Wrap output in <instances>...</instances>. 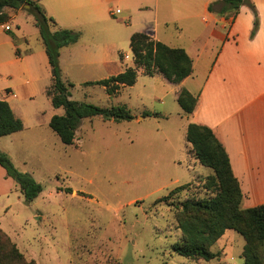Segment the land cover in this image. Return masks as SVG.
Here are the masks:
<instances>
[{"label":"rangeland","instance_id":"obj_1","mask_svg":"<svg viewBox=\"0 0 264 264\" xmlns=\"http://www.w3.org/2000/svg\"><path fill=\"white\" fill-rule=\"evenodd\" d=\"M27 38V43L17 42L19 47L41 46L37 34ZM118 60L120 66L131 65L127 42ZM66 72L72 78V99L105 107L127 104L133 118H83L74 143L66 145L43 122L48 113L44 100L39 105L42 118L25 116L22 130L0 136V151L42 186L25 202L16 183H4L0 176V183L10 188L0 194V229L27 260L38 264H204L177 254L172 246L182 240L178 203L215 195L206 186L213 170L196 159L182 128L188 115L172 102L170 92L165 95L169 85L162 83L164 77L141 74L137 86L123 88L108 105L105 88L85 85L82 79L89 76ZM142 93L149 101L155 94L160 99L155 107L169 115L136 120ZM67 187L71 190L65 191ZM242 193L241 208L262 204L264 182L244 183ZM243 245L239 233L226 229L210 246L218 254L210 264H243ZM258 252L264 264V246Z\"/></svg>","mask_w":264,"mask_h":264},{"label":"crops","instance_id":"obj_2","mask_svg":"<svg viewBox=\"0 0 264 264\" xmlns=\"http://www.w3.org/2000/svg\"><path fill=\"white\" fill-rule=\"evenodd\" d=\"M36 1L54 20L52 29L80 32L77 42L60 49L59 65L67 82L72 81L67 70L71 75L89 76L82 82L123 71L127 66H120L118 55L135 32H148L155 40L183 48L192 59V73L177 84L163 76L162 83H168L165 95L170 92L173 103L180 88L197 96L193 112L184 120V134L189 122L209 127L226 151L241 191L249 181L264 182V0H251L258 18L252 37L254 15L246 5L234 17H226L208 10L214 0ZM25 9L11 12L10 30L0 25V98L22 122L28 115L42 118L39 105L45 100L48 113L43 122H48L52 115L62 114V107H53L46 94L51 68L34 18ZM115 9L119 12L112 14ZM13 27L17 30L12 35ZM31 34H37L41 46L19 47L17 42L27 43ZM141 74L146 75L139 68L135 83L120 87L115 95L104 90L107 104L116 101L123 88L137 86ZM138 97L141 113L136 120L143 119L144 110L158 114L152 117L169 115L155 107L154 101L160 100L155 94L150 101L144 93ZM0 176L4 183L13 181L1 166ZM8 190L0 183V194ZM199 261L211 263V259Z\"/></svg>","mask_w":264,"mask_h":264},{"label":"trees","instance_id":"obj_3","mask_svg":"<svg viewBox=\"0 0 264 264\" xmlns=\"http://www.w3.org/2000/svg\"><path fill=\"white\" fill-rule=\"evenodd\" d=\"M24 5L28 6L25 10L34 18V25L38 29L51 68V84L46 89V94L53 107L63 108L62 114H54L48 121V126L60 141L66 145L73 144L76 130L83 118L99 116L104 121L114 122L131 120L133 115L125 105L105 107L70 97L69 87L73 84L62 78L59 54L62 47L78 41L79 31L68 28L52 29L54 20L45 14L36 0H0V25L7 24L11 20V12ZM242 5L248 6L254 15L250 33L252 37L258 27V18L251 0H214L208 4V10L218 15L234 17ZM129 48L133 56L132 66H127L115 75L85 81L84 84L103 86L106 93L112 96L119 92L120 87L135 83L139 68L146 75L159 73L169 82L176 84L192 73V59L183 48L171 47L155 40L148 32L133 33L130 36ZM176 101L181 110L189 116L196 106L197 96L185 88H180ZM147 116L158 114L144 110L142 117ZM23 127L22 120L14 114L8 102L0 98V136L18 132ZM185 136L198 162L213 170V174L207 177L206 186L212 188L215 195L178 203L181 205L178 227L182 240L173 244L172 249L183 257L210 260L218 256L217 252L210 250V246L226 229H232L244 239L241 252L243 264H263L258 248L264 246V203L241 208L243 194L239 182L232 173L226 151L209 127L189 122ZM0 166L4 169L5 176L16 183L25 202L32 201L41 192L42 186L32 175L17 169L2 151ZM70 190L69 187L65 188V191ZM168 195L159 200L167 199ZM0 264L38 263L33 259L27 260L9 235L0 229Z\"/></svg>","mask_w":264,"mask_h":264},{"label":"built area","instance_id":"obj_4","mask_svg":"<svg viewBox=\"0 0 264 264\" xmlns=\"http://www.w3.org/2000/svg\"><path fill=\"white\" fill-rule=\"evenodd\" d=\"M111 11H112V14H115V13H118L119 12V9H115L114 12H113V10H111ZM4 29L5 30H10V26L8 24H5L4 25Z\"/></svg>","mask_w":264,"mask_h":264},{"label":"water","instance_id":"obj_5","mask_svg":"<svg viewBox=\"0 0 264 264\" xmlns=\"http://www.w3.org/2000/svg\"><path fill=\"white\" fill-rule=\"evenodd\" d=\"M27 6V5H26Z\"/></svg>","mask_w":264,"mask_h":264}]
</instances>
